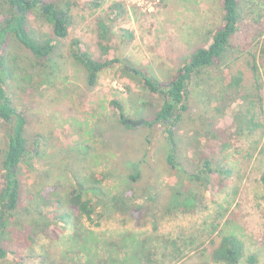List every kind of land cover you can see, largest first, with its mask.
<instances>
[{
	"label": "rangeland",
	"instance_id": "374dc122",
	"mask_svg": "<svg viewBox=\"0 0 264 264\" xmlns=\"http://www.w3.org/2000/svg\"><path fill=\"white\" fill-rule=\"evenodd\" d=\"M219 7L218 0H105L100 9L76 8L71 12L73 24L68 36L60 40L56 56L45 69L34 64L32 56L16 41L10 42L5 64L13 72L6 77L7 90L25 111V134L30 142L35 134L43 137L18 171L22 203L27 194L48 192L54 185L68 182L70 174L78 181L93 175L98 185L87 183L106 192V201L109 196L124 194L131 197L133 206L149 204V197L156 198L158 205L170 203L177 191L201 196L193 212L163 221L158 232L125 220L123 206L111 199L99 207L106 217L98 227L82 219L75 226L58 223L35 229L32 254L22 257L21 263L150 264L143 262L142 255L157 247L154 264H200L206 257L196 255L194 246L218 232L235 234L243 242L244 255H255L254 264H264V187L257 183L264 173V128L248 138L229 137L231 146L223 153L233 169L232 177L220 192L209 188L204 192L167 163L165 125L149 128L119 123L111 106L114 99L124 104L127 123L150 120L160 105L159 98L149 95L138 83L140 77L129 75L121 63L112 64L90 87L85 69L68 54L70 40L78 37L98 57L95 18L106 13L114 33L109 57L127 60L163 84L183 64L188 52L207 44L206 36L222 21ZM239 7L245 16L232 41L245 48L252 44L264 97V0H239ZM29 26L39 34L51 31V26L41 20H33ZM122 30L132 33V38L124 36ZM233 54L239 53L233 50ZM236 67L246 73L245 83L252 85L246 63L239 61ZM199 88L203 93L190 100L188 113L173 131L175 159L183 162L185 169L193 168L187 165L186 157H194L196 147L204 153L210 154L209 149L216 152L234 129L231 109L236 102L218 112L207 86ZM1 142L0 127V148ZM133 175L138 176L136 180H131ZM10 229L7 241L14 244V250L23 248L24 235L16 225ZM159 236L168 241L164 250L159 247ZM174 240L185 247V257L177 258L175 248L179 246ZM162 250L167 254L164 258L160 257ZM179 251L183 255V249ZM7 260L14 261V256L8 253ZM238 264L248 263L242 260Z\"/></svg>",
	"mask_w": 264,
	"mask_h": 264
},
{
	"label": "trees",
	"instance_id": "16d2710c",
	"mask_svg": "<svg viewBox=\"0 0 264 264\" xmlns=\"http://www.w3.org/2000/svg\"><path fill=\"white\" fill-rule=\"evenodd\" d=\"M218 1L222 9V21L219 26L206 36L204 41H207L206 45L185 55L183 64L177 67L176 72L163 84L143 74L142 68L130 66L129 61L109 57L110 42L114 33L106 13H103V17L95 18L96 44L100 50L98 57L94 56L78 37L72 38L68 47L69 58L85 69L86 82L90 87L96 84L99 74L112 64L121 63L129 75L139 76L141 82L138 83L149 95H156L160 105L150 120H144L138 125H146L149 128L154 124L165 125L169 141L167 163L178 172L186 174V178L195 182L204 192L209 188L216 193L226 187L233 174L232 167L226 162L227 154L223 153L231 146L229 137L238 140L248 138L264 128V97L255 54L250 49L252 44L247 43L248 47L245 48L232 41L239 31L245 13L240 10L239 0ZM104 2L105 0H0V127L3 142L0 148V264H24L19 260L32 254L31 244L36 239L35 229H46L49 225L58 223H71L75 226L82 219L91 226H100L106 213L99 207L111 199L112 201L115 199L123 206L120 207L125 210L122 213L125 220H133L141 227L150 226L154 232L159 231V225L163 221L191 213L196 205L201 203L199 193L191 191L187 193L177 191L174 200L170 203H161L162 205L156 204V198L149 197L147 201L149 204L133 206L132 199H129L131 197L124 194L117 197L109 196V200L106 201L108 194L92 186L99 183L92 178L93 175L89 176L87 181L86 179L78 181L73 174H70L68 182L52 185V190L48 192L37 191L27 194L24 203L21 202L18 171L20 166L26 163L25 159L32 153V148H37L43 141V137L35 134L30 142L25 134L27 127L25 111L20 109L12 98L13 93L6 87V77L13 71L5 64V52L10 42L16 41L32 56L34 64L43 69L48 68L56 56L60 40L69 34V28L73 24L71 12L84 7H88L89 10L100 9ZM113 7L120 8L119 4H114ZM33 20H41L50 25L51 31L48 34H39L31 30L29 25ZM122 33L129 39L132 38V33L128 30H122ZM233 50L239 54H233ZM242 60L253 76V84L250 86L245 83L246 73L236 67ZM198 85L207 86L208 95L215 104H218L216 111L228 109L229 104L236 102L231 109L234 112L232 113L234 129L216 152L208 148L210 154L204 153V150H199L194 144V148L197 149L193 153L194 157H186L187 165L193 168L185 169V164L175 159L177 144L173 131L182 121L183 115L188 113L190 100L203 93ZM111 106L116 110L120 124L137 126L127 123L128 118L123 112L125 106L121 101L114 99ZM137 177L130 176L131 180H136ZM257 183L264 187V173L259 176ZM154 203L156 207L151 206ZM15 225L25 238L24 247L17 250L13 249L14 244L7 241V231ZM158 240L159 247H163L164 250L167 239L159 236ZM174 242L176 245L179 244L177 240ZM179 248L183 249V255H180ZM194 248L196 255L202 259L206 257L200 264H238L242 260L254 264L256 261L255 255H244L243 242L233 233L217 232ZM163 250L160 255L162 258L167 255ZM175 251L177 258L185 257L186 249L183 245L176 247ZM8 253L14 256V261L7 260ZM157 255V247L151 251L145 250L142 255L143 262L154 264L156 262L154 257Z\"/></svg>",
	"mask_w": 264,
	"mask_h": 264
},
{
	"label": "water",
	"instance_id": "95a60500",
	"mask_svg": "<svg viewBox=\"0 0 264 264\" xmlns=\"http://www.w3.org/2000/svg\"><path fill=\"white\" fill-rule=\"evenodd\" d=\"M140 123H142V121L141 122H138V123H129V124L138 125Z\"/></svg>",
	"mask_w": 264,
	"mask_h": 264
}]
</instances>
